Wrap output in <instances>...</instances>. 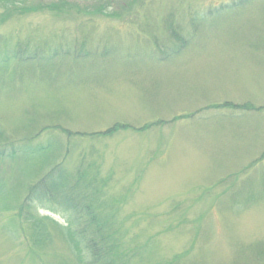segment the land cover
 I'll list each match as a JSON object with an SVG mask.
<instances>
[{
	"label": "rangeland",
	"instance_id": "obj_1",
	"mask_svg": "<svg viewBox=\"0 0 264 264\" xmlns=\"http://www.w3.org/2000/svg\"><path fill=\"white\" fill-rule=\"evenodd\" d=\"M51 1L0 10V40L25 57L73 51L0 68V264L91 261L61 204L25 203L55 167L85 174L93 209L115 215L121 264H264V0H115V18L96 0L38 7Z\"/></svg>",
	"mask_w": 264,
	"mask_h": 264
},
{
	"label": "trees",
	"instance_id": "obj_2",
	"mask_svg": "<svg viewBox=\"0 0 264 264\" xmlns=\"http://www.w3.org/2000/svg\"><path fill=\"white\" fill-rule=\"evenodd\" d=\"M27 1L30 0H0V10H6L9 12L21 8L23 9L21 14H25ZM112 1L113 3L116 2L115 0H104L101 2L96 0L97 4L93 5L94 8L92 12L112 18L121 15V13H117V10L111 12L108 11L110 8L108 3L110 2L112 5ZM129 1L130 0L125 1L126 4H129ZM134 1L136 0H133L132 2ZM47 3H40L38 4V7L41 9H47L56 15H64L69 11L72 13L74 10L71 0H58L56 2L51 1L49 4ZM86 10L89 11L88 8ZM195 18L196 21H198L197 17ZM193 24H196V28H198V23ZM4 44L3 41L0 40V68L11 64L12 61L23 65L26 63L37 62L42 66L43 64H52L53 62L62 63L63 60H59L61 57L69 58L73 55V51L69 48L67 50L63 49V45H59L56 48H49L48 45H43L37 47V50L31 52L29 56L25 57L24 51L26 49L24 47L20 45L12 47V43ZM120 126L125 127L126 125H117L116 127ZM107 132H109V130ZM48 149L49 148L40 145L37 149L35 146L34 148L22 150L21 153H24L31 158L30 156H37L36 154L48 153ZM49 161L50 160H48V163ZM48 163L46 164L48 165ZM66 173L67 171L63 168L57 167L56 169L55 167L47 174H44L38 182L31 185L27 190L25 203L47 202L51 203L50 205L53 206H56V203L61 204L60 206L64 208L63 210H65L70 217L69 223L71 224L70 221L72 220L76 226L75 231L73 228L64 226V233L66 240L73 248L74 255L79 260L82 256L80 244L84 243L85 249L90 255L91 260L86 264H121L123 262L121 257H124V254L118 249L119 240L117 236L115 237V215L97 212L93 209V207H97L96 204L99 205V196L98 194L91 196L92 192H88V190L86 191L84 189L86 185L92 184L88 179L86 181L85 174H80V176L77 174L74 177H79L70 181L72 176H69ZM29 174L31 175V173ZM92 181L95 183V180ZM89 198L92 201L87 202ZM25 206H22L20 209ZM54 208L55 207L49 206L50 210H54ZM33 216L34 214L32 212H29L26 215V217H30L31 219L34 218ZM50 221H55V219L51 218L49 215H45L35 219L32 223L31 231L33 241L38 247L51 242L53 239L50 232ZM69 223L67 225H69ZM77 236H79L80 241Z\"/></svg>",
	"mask_w": 264,
	"mask_h": 264
}]
</instances>
